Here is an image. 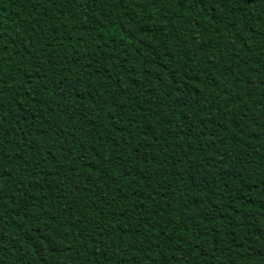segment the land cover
Wrapping results in <instances>:
<instances>
[{"label": "trees", "instance_id": "1", "mask_svg": "<svg viewBox=\"0 0 264 264\" xmlns=\"http://www.w3.org/2000/svg\"><path fill=\"white\" fill-rule=\"evenodd\" d=\"M0 264H264V0H0Z\"/></svg>", "mask_w": 264, "mask_h": 264}]
</instances>
